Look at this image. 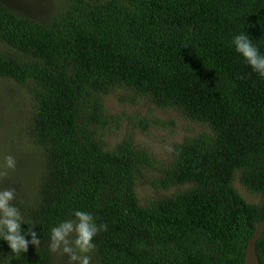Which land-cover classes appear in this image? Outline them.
<instances>
[{
    "label": "trees",
    "instance_id": "obj_1",
    "mask_svg": "<svg viewBox=\"0 0 264 264\" xmlns=\"http://www.w3.org/2000/svg\"><path fill=\"white\" fill-rule=\"evenodd\" d=\"M26 1L0 0V85L14 84L6 148L21 161L0 190L28 189L12 203L41 244L12 264H69L50 230L76 210L107 225L91 264H245L264 220V78L231 40L246 33L264 53V0ZM118 89L206 131L163 157L132 131L110 146L105 133L128 116L106 107ZM9 252L0 241L4 264ZM256 253L264 264V233Z\"/></svg>",
    "mask_w": 264,
    "mask_h": 264
},
{
    "label": "clouds",
    "instance_id": "obj_2",
    "mask_svg": "<svg viewBox=\"0 0 264 264\" xmlns=\"http://www.w3.org/2000/svg\"><path fill=\"white\" fill-rule=\"evenodd\" d=\"M231 46L255 74L264 78V53L260 52L246 33L234 35ZM0 167L8 170L15 169V157L6 156ZM15 199L14 187L0 190V241L6 242L10 250L9 254L4 255L7 264H12L13 260L26 253L29 244L35 247L41 244L39 234L33 231L35 225L26 221L20 209L12 203ZM72 215L74 219L65 220L51 228L50 249L53 252L59 250L66 254L69 264H91L89 253L95 248L93 238L101 231L107 230V225L98 224L96 218L86 211L76 210ZM22 225H27V230H22ZM72 236L75 238L70 239ZM0 264H4V261H0Z\"/></svg>",
    "mask_w": 264,
    "mask_h": 264
},
{
    "label": "rangeland",
    "instance_id": "obj_3",
    "mask_svg": "<svg viewBox=\"0 0 264 264\" xmlns=\"http://www.w3.org/2000/svg\"><path fill=\"white\" fill-rule=\"evenodd\" d=\"M22 1L24 2V0ZM28 1L31 3L32 1L36 0ZM47 2L49 3V1ZM50 5L54 7L52 3H50ZM13 85L14 84L10 81L0 85V92L2 93V96L4 98L3 102L0 103V166L3 165L4 158L10 155L9 150L6 147L7 145L11 146V142L6 140L5 136L7 135V128L11 124V118H9V104L5 96L13 99ZM129 93L132 92L124 89H118L113 95L107 97L106 107L109 110L113 111V114L118 113V110H120L126 112V114L128 115L123 118V121L119 128L110 129L105 133V140L110 146L115 145L123 138L126 133L132 131L134 132V142L136 144L145 147L152 146V151L155 153V155L163 157V153H167L169 146L172 142L181 141L183 137L187 136L188 134L195 135L196 133L206 131V128L203 125L187 123L183 120L182 117H180L177 113H174L173 111L157 110L149 103L143 101L131 102L130 98H132V96ZM0 98L2 97L0 96ZM20 102L17 104L18 109L22 108ZM142 118H147V121L150 122V128L147 133H144L138 125V120H142ZM153 119L163 121L164 123H166L167 127L161 128L151 124V121ZM172 120L177 123V126L174 128H171L170 124L167 123L168 121ZM15 159V169L8 170L0 167V177H8L6 181H9V183L13 184H15V181L10 177H13V175H18L21 163L20 157H17ZM3 173L7 174L5 175ZM20 188V186H16L17 190H20ZM27 190L28 189L24 187L22 191H18V194H16V196L24 194L25 192H27ZM174 192L175 190H171L169 191V194H172ZM147 193H149V191H146V189H142L139 192V196L142 201L146 200ZM240 194L241 196L244 195L242 197L248 202L258 200L255 195L249 192L247 193L243 189H240ZM63 264H67V262L64 261Z\"/></svg>",
    "mask_w": 264,
    "mask_h": 264
},
{
    "label": "water",
    "instance_id": "obj_4",
    "mask_svg": "<svg viewBox=\"0 0 264 264\" xmlns=\"http://www.w3.org/2000/svg\"><path fill=\"white\" fill-rule=\"evenodd\" d=\"M264 233V220L259 222L251 238L247 241L245 248V264H260L256 253V244Z\"/></svg>",
    "mask_w": 264,
    "mask_h": 264
},
{
    "label": "bare ground",
    "instance_id": "obj_5",
    "mask_svg": "<svg viewBox=\"0 0 264 264\" xmlns=\"http://www.w3.org/2000/svg\"><path fill=\"white\" fill-rule=\"evenodd\" d=\"M251 238V237H250Z\"/></svg>",
    "mask_w": 264,
    "mask_h": 264
}]
</instances>
